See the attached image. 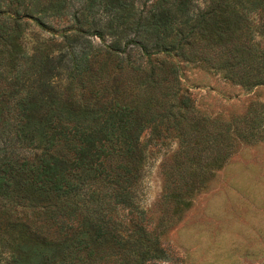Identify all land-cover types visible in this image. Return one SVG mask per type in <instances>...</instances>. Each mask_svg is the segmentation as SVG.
<instances>
[{"label": "trees", "instance_id": "obj_1", "mask_svg": "<svg viewBox=\"0 0 264 264\" xmlns=\"http://www.w3.org/2000/svg\"><path fill=\"white\" fill-rule=\"evenodd\" d=\"M262 40L264 0H0V264L167 261L141 137L178 144L160 199L177 218L238 143L264 141V103L204 115L180 64L264 86Z\"/></svg>", "mask_w": 264, "mask_h": 264}, {"label": "rangeland", "instance_id": "obj_2", "mask_svg": "<svg viewBox=\"0 0 264 264\" xmlns=\"http://www.w3.org/2000/svg\"><path fill=\"white\" fill-rule=\"evenodd\" d=\"M32 31L25 38L28 49ZM92 42L101 44L98 38ZM180 77L196 108L215 119L228 121L245 115L251 104L264 103V86L246 89L218 73L185 63L180 64ZM141 143L147 154L141 207L150 220L149 229L158 226L157 231H163L161 244L169 254L160 264H264V141L238 143L191 207L174 219L160 199L162 166L170 162L178 144L150 143L149 133L141 137Z\"/></svg>", "mask_w": 264, "mask_h": 264}]
</instances>
